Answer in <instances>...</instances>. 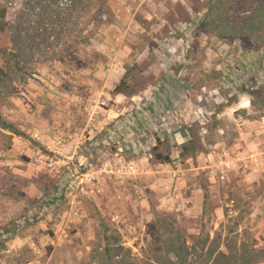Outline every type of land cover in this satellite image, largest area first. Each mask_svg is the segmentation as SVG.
Returning <instances> with one entry per match:
<instances>
[{
  "label": "rangeland",
  "instance_id": "rangeland-1",
  "mask_svg": "<svg viewBox=\"0 0 264 264\" xmlns=\"http://www.w3.org/2000/svg\"><path fill=\"white\" fill-rule=\"evenodd\" d=\"M210 2L110 0L87 45L0 97L21 133L0 127V264H96L100 220L138 264H156L163 219L189 246L264 249V129L243 123L264 122V48L208 33Z\"/></svg>",
  "mask_w": 264,
  "mask_h": 264
},
{
  "label": "trees",
  "instance_id": "trees-1",
  "mask_svg": "<svg viewBox=\"0 0 264 264\" xmlns=\"http://www.w3.org/2000/svg\"><path fill=\"white\" fill-rule=\"evenodd\" d=\"M109 1L22 0L21 9L13 20L7 19L9 8L0 7V34L8 36V46L0 49L3 60L0 97L18 94L20 90L15 82L27 81V77L33 76L36 65L57 55L58 50L69 53L78 46L87 45L101 17L109 9ZM237 7L245 9L240 22L236 23L233 10ZM202 25L208 33L213 32L223 38L249 39L264 48V0H211ZM124 84L122 80L115 92L124 94ZM0 127L21 136L14 125L6 123L1 117ZM167 161L170 162V159L167 158ZM166 222L163 219L149 226L153 241L161 244L156 264H264V249L258 248L256 240L246 235L243 241L228 235L224 243L221 236L214 239L201 237L189 246L180 233L160 231V224ZM100 224L104 249L95 254L94 262L138 264L133 260L132 253H125L120 238L110 234L102 220ZM222 245L224 249H221Z\"/></svg>",
  "mask_w": 264,
  "mask_h": 264
},
{
  "label": "crops",
  "instance_id": "crops-1",
  "mask_svg": "<svg viewBox=\"0 0 264 264\" xmlns=\"http://www.w3.org/2000/svg\"><path fill=\"white\" fill-rule=\"evenodd\" d=\"M247 108V107H246ZM237 112V111H236ZM244 124H249V125H253L256 126L258 129L259 128H263L264 129V122L263 121H259V120H255L254 122L252 121H244ZM264 132L263 130L259 129V130H255V134H259Z\"/></svg>",
  "mask_w": 264,
  "mask_h": 264
}]
</instances>
